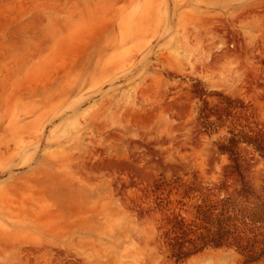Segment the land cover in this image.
<instances>
[{"label":"rangeland","instance_id":"rangeland-1","mask_svg":"<svg viewBox=\"0 0 264 264\" xmlns=\"http://www.w3.org/2000/svg\"><path fill=\"white\" fill-rule=\"evenodd\" d=\"M263 124L264 0H0V264H245L178 259L171 219L234 189L219 143Z\"/></svg>","mask_w":264,"mask_h":264},{"label":"trees","instance_id":"trees-1","mask_svg":"<svg viewBox=\"0 0 264 264\" xmlns=\"http://www.w3.org/2000/svg\"><path fill=\"white\" fill-rule=\"evenodd\" d=\"M230 132L219 143V151L230 154L232 163L227 167H233L238 175L237 185L223 195L213 196L212 192L202 190V199L192 204V218L182 213L173 216L176 235L172 246L178 259L209 246L234 247L245 257V264L264 258V188H256L246 179L237 149L244 144L264 155V124ZM186 243L195 249L185 250Z\"/></svg>","mask_w":264,"mask_h":264}]
</instances>
